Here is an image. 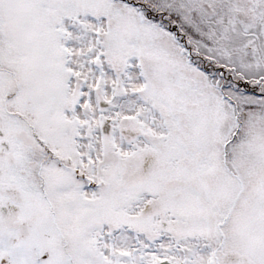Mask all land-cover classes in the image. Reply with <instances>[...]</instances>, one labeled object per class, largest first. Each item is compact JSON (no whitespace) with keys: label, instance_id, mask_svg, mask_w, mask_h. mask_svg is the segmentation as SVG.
Wrapping results in <instances>:
<instances>
[{"label":"snow or ice","instance_id":"6c2138e0","mask_svg":"<svg viewBox=\"0 0 264 264\" xmlns=\"http://www.w3.org/2000/svg\"><path fill=\"white\" fill-rule=\"evenodd\" d=\"M0 264H264V0H0Z\"/></svg>","mask_w":264,"mask_h":264}]
</instances>
